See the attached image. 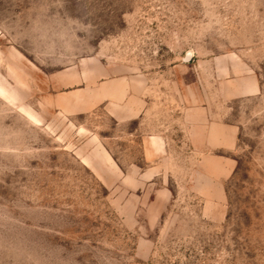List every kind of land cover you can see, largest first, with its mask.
Wrapping results in <instances>:
<instances>
[{
  "label": "rangeland",
  "instance_id": "1",
  "mask_svg": "<svg viewBox=\"0 0 264 264\" xmlns=\"http://www.w3.org/2000/svg\"><path fill=\"white\" fill-rule=\"evenodd\" d=\"M0 264H264V0H0Z\"/></svg>",
  "mask_w": 264,
  "mask_h": 264
}]
</instances>
